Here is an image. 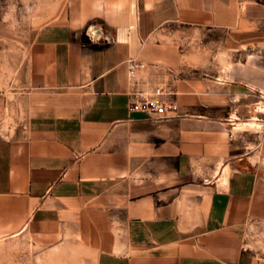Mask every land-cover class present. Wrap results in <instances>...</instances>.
<instances>
[{
	"label": "crops",
	"instance_id": "obj_1",
	"mask_svg": "<svg viewBox=\"0 0 264 264\" xmlns=\"http://www.w3.org/2000/svg\"><path fill=\"white\" fill-rule=\"evenodd\" d=\"M263 27L264 0H66L28 44L11 121L1 93L0 264H264V91L185 49ZM131 57L175 71L140 77L178 92L177 116L130 109Z\"/></svg>",
	"mask_w": 264,
	"mask_h": 264
},
{
	"label": "rangeland",
	"instance_id": "obj_2",
	"mask_svg": "<svg viewBox=\"0 0 264 264\" xmlns=\"http://www.w3.org/2000/svg\"><path fill=\"white\" fill-rule=\"evenodd\" d=\"M65 3L66 0H0V117L4 116L7 107L1 99V93L4 91H7L10 102L7 118L10 120L13 117V104L17 98L14 92L18 91L17 87L25 68L26 52L30 40L40 26L60 17ZM196 37V39L190 40L188 45L186 44L185 49L186 52L189 51L199 56L198 68L203 69L205 64L209 66L208 61L212 60L219 69L227 71L229 79H236L240 83H247L264 91V27L260 31V44L233 45L230 42L234 40H229L228 35L225 37L222 35V39L212 40L223 43L209 45L211 39H206L201 34ZM240 48L243 49L236 50ZM251 55H254L255 70L252 72V68L249 67L250 71L247 72V75L243 73L242 77L234 76L233 71L246 70V64H248ZM252 73L255 75L251 76ZM259 96L260 103L255 113L262 119L264 118V97L262 93ZM9 120L1 127L7 128ZM252 122L254 128L260 130L264 128L262 123L257 124L256 120H252ZM260 122L263 121L260 120ZM257 231L262 233L264 225L259 230L251 229L249 240L257 242ZM262 236L264 235L262 234ZM259 240L264 245V238L260 237ZM23 245L25 247L26 244Z\"/></svg>",
	"mask_w": 264,
	"mask_h": 264
},
{
	"label": "built area",
	"instance_id": "obj_3",
	"mask_svg": "<svg viewBox=\"0 0 264 264\" xmlns=\"http://www.w3.org/2000/svg\"><path fill=\"white\" fill-rule=\"evenodd\" d=\"M126 66L131 83L128 95L130 97L129 107L132 111L145 112L156 120L177 116L179 103L176 96L178 92L172 86L165 84L146 86V82L140 77L141 72L148 68L174 74L175 71L171 67L149 63L136 57L128 58Z\"/></svg>",
	"mask_w": 264,
	"mask_h": 264
}]
</instances>
